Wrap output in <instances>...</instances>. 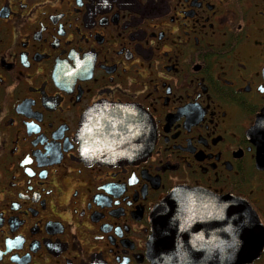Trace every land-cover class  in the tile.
<instances>
[{
    "label": "flooded vegetation",
    "instance_id": "flooded-vegetation-1",
    "mask_svg": "<svg viewBox=\"0 0 264 264\" xmlns=\"http://www.w3.org/2000/svg\"><path fill=\"white\" fill-rule=\"evenodd\" d=\"M179 188L249 206L264 264V0H0V264H155Z\"/></svg>",
    "mask_w": 264,
    "mask_h": 264
},
{
    "label": "water",
    "instance_id": "water-1",
    "mask_svg": "<svg viewBox=\"0 0 264 264\" xmlns=\"http://www.w3.org/2000/svg\"><path fill=\"white\" fill-rule=\"evenodd\" d=\"M182 216L190 217L192 223L204 224L201 230L207 237L202 244L208 249L207 260L194 261L192 252H184V242L176 241ZM151 222L154 235L149 251L155 264H241L259 246V222L249 206L190 189L174 190L156 207Z\"/></svg>",
    "mask_w": 264,
    "mask_h": 264
}]
</instances>
